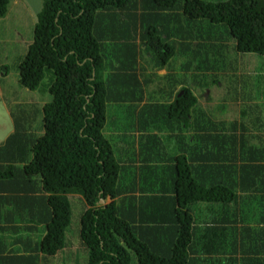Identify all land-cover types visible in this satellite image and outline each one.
Listing matches in <instances>:
<instances>
[{
	"label": "trees",
	"instance_id": "1",
	"mask_svg": "<svg viewBox=\"0 0 264 264\" xmlns=\"http://www.w3.org/2000/svg\"><path fill=\"white\" fill-rule=\"evenodd\" d=\"M8 6L0 0V18ZM137 39L142 64L164 68L180 54L194 88L225 81L229 49L264 60V0H41L18 82L36 90L48 76L50 101L42 135L26 118L19 124L15 112L25 111L15 106L14 131L0 146V161H10L0 190L17 175L31 190L14 204L0 195V264H19L7 258L19 251L9 239L25 247L20 264L67 243L87 249L86 264H264V139L226 122L223 105L219 115L201 112L182 88L141 118L148 134L135 153L127 111L152 80L136 73ZM256 87L264 106V80ZM146 150L155 157L146 160ZM238 189L251 194L236 200ZM40 237L36 249L26 242Z\"/></svg>",
	"mask_w": 264,
	"mask_h": 264
},
{
	"label": "rangeland",
	"instance_id": "2",
	"mask_svg": "<svg viewBox=\"0 0 264 264\" xmlns=\"http://www.w3.org/2000/svg\"><path fill=\"white\" fill-rule=\"evenodd\" d=\"M40 6L41 0H9L8 11L4 17L0 18V143L3 142L10 133L13 120L11 113L16 111L15 106H17V108L21 106L25 112L27 111L25 113L17 109V112H15V117L20 125L23 126V119L26 118L30 127H37L39 129L42 127L43 118L41 107L44 103L50 101V95L47 92V88H45V81L49 79L48 76H45L36 90H23L18 82V65L24 58L27 48L33 41V29ZM136 45L138 52L136 73L140 81L143 79L146 80L152 74L154 75L157 68L154 69L153 65H150V62L142 64L141 56L144 49L139 39L136 40ZM229 46L234 47V44L230 42ZM229 51L231 55L230 59L233 60L228 70L222 72L225 73L228 79L226 78L225 81H213L208 78L200 79L199 83H201L202 86L191 89L193 93L199 97L198 107L200 110L206 109L211 111L214 109V106L225 103L226 107L228 106L230 109L227 114L228 120L241 123L244 122V118L240 115V111L243 107V103L246 102L252 93V90H246V88L248 85L254 84V88L256 89L257 81L259 79L264 80V60H256L250 64L252 56L259 59L263 56L238 54L232 49H229ZM245 56L247 57L245 58ZM230 59H228V61ZM183 60V57L178 54L175 58V62L172 63L173 67L177 68ZM169 73L170 71H167L166 74H163L161 78L156 81L155 87L163 89L166 76ZM234 88H236V91L233 90ZM181 91L182 90L179 92ZM20 128L23 127L20 126ZM132 132L133 143L131 142V149H134L135 153H138L141 147L140 144L144 142V137H146L148 133H144L143 136H140L143 131L133 130ZM124 143L125 142L122 140L117 143L118 148L121 150L120 155L122 149L125 148ZM153 157H155L154 152L149 154L146 150V160ZM121 158L123 159L125 157L121 155ZM126 158L127 160L123 163L129 167L131 165V158L129 155ZM141 158V155L135 158L137 165H139V159ZM150 164L155 166L158 163L155 161L153 163L150 162ZM150 164L145 165L150 166ZM105 203H109V199H107ZM87 261L88 251L86 257H84V261L79 263L86 264ZM66 262L69 264L72 262V258H68ZM130 264L137 263L133 260Z\"/></svg>",
	"mask_w": 264,
	"mask_h": 264
},
{
	"label": "crops",
	"instance_id": "3",
	"mask_svg": "<svg viewBox=\"0 0 264 264\" xmlns=\"http://www.w3.org/2000/svg\"><path fill=\"white\" fill-rule=\"evenodd\" d=\"M183 59H184V57H183ZM252 60L256 61L259 59L252 56ZM183 61L179 64V66L177 68H175L173 66H172V68L170 67L171 63L175 62V59L172 62L169 61L168 64L165 65L164 68H157L154 75L153 74L151 75L152 80H151V83L147 85L146 92L142 96L143 100L140 102L131 101L132 106L129 108V111H127V116L131 121L132 130L143 131L140 136H143L144 133H147L146 129L149 128V126L142 124L141 118L142 117H144V118L150 117V113L153 111L154 106L157 103L163 102V103L168 105L169 102H171L175 99L176 95L181 94V92H179V91L182 90V88H189L193 93V90L191 89V88H194L193 83L189 82V81H188V83L186 82L185 71L181 69ZM137 65L138 64L136 62V66ZM150 65H152V64H150ZM150 65H148V66H150ZM155 68L156 67H154V69ZM167 71H170V73L166 76V80L164 82L163 89L155 87L156 81H158L163 74H166ZM233 90L236 91V88H234ZM246 90H252V93L249 96V98L246 100V102L243 103V107L240 111V115L243 112V110L247 111V114L245 116L241 115L244 118V122H241V123L237 122V123L244 125L249 130V134H252L255 136H260L264 139V106L263 105L257 106V104H260V103L255 100V94L258 91L255 90L254 86L248 85ZM246 90H244V91H246ZM258 95H259V93L256 94V96H258ZM194 96H196L197 102L199 104V97L195 94H194ZM132 97L134 100H137L140 98V95L136 91L133 93ZM44 105H45V103L42 105V107ZM107 105H108V99H107ZM221 105H223V107H224L223 111L224 112L226 111L222 116V117H225V121L226 122H236V121H229L228 120V115H227L228 111L227 110H230V109L228 106L226 107L225 103L224 104H218V105L214 106V109H212L211 111L204 109V110H201V112H205L206 115H207V113H211L212 115H219V114H217V109ZM42 107H41V111H42ZM226 108H227V110H226ZM253 121H257V123H258L257 125H260L259 131L254 129V127H256L257 125H252L251 123ZM135 127H137V128H135ZM32 128L35 131L34 134L36 136L43 134V128L42 127L39 129L36 127H32ZM13 131H14V128H13V120H12L11 130H10L9 135L11 133H13ZM144 143H145V140H144L143 144ZM3 144H4V141L0 143V146H2ZM3 152H4L3 150H0V155L3 154ZM262 156H263V153L256 155L255 159L253 161L247 163V164L258 162L262 158ZM156 162L160 163L159 159H157ZM13 165L15 167H18V168L22 167L21 164H13ZM9 172H10V161H0V185L5 180V177L9 174ZM37 180L39 182V178H37ZM26 181H29V179L23 175H17L16 177H13L12 188L9 190H0V195L5 196L9 201H11L14 204V197L25 196L26 194L30 193L29 192V191H31L30 189H22V183H24ZM236 194H237L236 200L243 201V198L249 197L248 195H250L251 193L244 192V190L240 191L238 189ZM43 195L45 197H47L48 200L50 197H52V194H49L47 192H43ZM71 196L72 195H67V197H71ZM76 214H78V212ZM75 221H77V220H75ZM196 226H197V228H199L201 230L203 229V227L201 226L200 223L198 224L196 222ZM41 239H42V237L36 238L33 240H26V242L32 249H36L37 247H39ZM8 242L14 244L18 248L19 251L17 253H13L12 255L8 256L7 258L12 259V260H14V262L20 264L19 260L21 258H23V256L24 257L28 256V254L26 253L24 245L21 244L19 241L16 242L15 240H11V239H9ZM63 251L59 252L54 257H48V256L43 255L37 264H43L45 258L47 259V261L50 264H67L66 260L68 258H72V262H70L69 264H81L79 262L84 261V257H86V255H87V249L85 247L79 246L78 244L67 243ZM34 253H35V250H33L32 257L34 256ZM238 264H247V263H238Z\"/></svg>",
	"mask_w": 264,
	"mask_h": 264
},
{
	"label": "clouds",
	"instance_id": "4",
	"mask_svg": "<svg viewBox=\"0 0 264 264\" xmlns=\"http://www.w3.org/2000/svg\"><path fill=\"white\" fill-rule=\"evenodd\" d=\"M188 89H189V88H188ZM190 91H191V90H190ZM191 92H192V91H191ZM181 93H182V92H181ZM193 95H194V94H193ZM47 103H48V102H47ZM45 104H46V103H45ZM106 106H107V103H106ZM42 108H43V107H42ZM11 134H12V133H11ZM11 134H10V135H11ZM5 140H6V139H5ZM5 140H4V143H5ZM63 250H64V248H63L62 250H59L56 254H58L59 252H61V251H63ZM56 254H55V255H56ZM55 255H54V256H55ZM47 256H48V255H47ZM54 256H53V257H54ZM48 257H50V256H48Z\"/></svg>",
	"mask_w": 264,
	"mask_h": 264
}]
</instances>
